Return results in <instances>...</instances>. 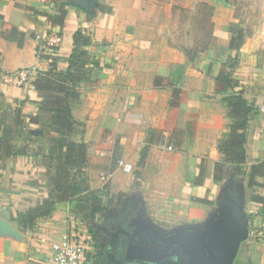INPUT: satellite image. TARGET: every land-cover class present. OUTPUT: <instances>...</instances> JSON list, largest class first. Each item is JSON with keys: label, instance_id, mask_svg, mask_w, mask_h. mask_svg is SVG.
Instances as JSON below:
<instances>
[{"label": "crops", "instance_id": "crops-1", "mask_svg": "<svg viewBox=\"0 0 264 264\" xmlns=\"http://www.w3.org/2000/svg\"><path fill=\"white\" fill-rule=\"evenodd\" d=\"M70 1L0 0V117L14 129L25 116L41 117L24 129L30 141L13 142L17 148L28 144V154L0 160V226L12 229L0 228V264H54L51 244L68 232L57 210L33 227L15 219L53 190L54 167L45 155L57 134L51 114L40 109L43 98L34 82L54 65L59 73L68 70L79 29L90 39V58L100 65L91 64L90 79L70 103L74 119L84 125L72 141L88 147L87 172L102 163V175L109 176L102 182L114 192L139 196L145 206L180 207L194 224L204 222L209 206L217 207L222 188L214 169L221 160L219 141L229 130L215 78L222 68L220 51L232 53L230 43L239 31L245 38L234 78L255 108L264 101V0L211 1L230 10L215 11L208 47L203 46V0H98L94 17ZM52 33L63 35L62 46L40 56L39 38ZM24 69L32 78L23 87L1 79ZM246 151L249 172L264 161V119L258 113L249 123ZM120 160L132 164L133 172L125 173ZM257 181L261 186L250 188L251 194L246 190L249 260L264 264V178Z\"/></svg>", "mask_w": 264, "mask_h": 264}, {"label": "trees", "instance_id": "trees-1", "mask_svg": "<svg viewBox=\"0 0 264 264\" xmlns=\"http://www.w3.org/2000/svg\"><path fill=\"white\" fill-rule=\"evenodd\" d=\"M86 11L91 17L95 14ZM244 32L239 31L231 40L230 51L235 52L234 63L222 64L219 74L216 76V91L224 94L222 98L228 108L227 116L231 120L229 132L225 133L219 141L218 150L221 160L215 163V179L222 180L224 169L227 168V177L232 175L239 178H248L249 188L259 187L258 178H264V161L253 164L250 171L246 170L247 161V130L252 115L258 113L245 98V92L240 88V83L234 78V70L239 66L238 55L244 44ZM75 49L69 59V68L65 73H59L55 65L46 72L39 73L34 82L36 90L42 95L40 109L51 114V120L57 137L52 140L51 148L45 158L53 165L56 171L52 177L53 190L50 197L37 207L26 213H21L15 221L22 227H33L35 221L50 216L60 204L75 202L81 197L86 199L92 209V213L101 212L100 200L93 196L89 185L82 178L83 170L87 165L88 147L85 143L72 141L78 127H84L73 117L70 103L79 97L77 88L82 82L90 79L91 64L88 48L90 39L79 29L74 35ZM51 59V58H49ZM98 62H94L96 66ZM226 69L232 72L227 73ZM41 117L25 116L18 128L9 127L5 120L0 117V129L3 136L0 137V160L17 155H27L29 145L17 148L13 142L18 137L28 142L29 135L25 134L27 125L39 124ZM20 125V128H19ZM254 201L262 202L263 199L255 196ZM91 231L93 229L91 228ZM237 262L236 264H238ZM254 264L248 260L246 263Z\"/></svg>", "mask_w": 264, "mask_h": 264}, {"label": "flooded vegetation", "instance_id": "flooded-vegetation-1", "mask_svg": "<svg viewBox=\"0 0 264 264\" xmlns=\"http://www.w3.org/2000/svg\"><path fill=\"white\" fill-rule=\"evenodd\" d=\"M90 225L93 264H160L177 259L169 255L179 249L173 242L195 224L172 229L158 226L149 218L144 201L132 195L125 198L117 212L106 207L102 212L92 213Z\"/></svg>", "mask_w": 264, "mask_h": 264}, {"label": "water", "instance_id": "water-1", "mask_svg": "<svg viewBox=\"0 0 264 264\" xmlns=\"http://www.w3.org/2000/svg\"><path fill=\"white\" fill-rule=\"evenodd\" d=\"M97 1L71 0L70 3L92 12ZM245 206V180L232 175L225 181L211 216L188 227L187 232L173 242L179 249L169 255L177 259L160 264H235L241 245L250 237V217ZM0 228L12 231L6 223H1Z\"/></svg>", "mask_w": 264, "mask_h": 264}, {"label": "rangeland", "instance_id": "rangeland-1", "mask_svg": "<svg viewBox=\"0 0 264 264\" xmlns=\"http://www.w3.org/2000/svg\"><path fill=\"white\" fill-rule=\"evenodd\" d=\"M164 1H169L171 3H178L180 0H164ZM211 0H203L202 1V10H203V21H202V35H203V46L208 47L210 46L211 43V35L212 31L214 30V22L212 21V17L215 14V11L219 13L220 15H225L230 8L226 3H221V5L217 7H213L211 5ZM214 3H219V2H214ZM247 5V8L249 11H251L250 5ZM242 9V8H241ZM238 10V15L239 17L241 16L240 12L242 11ZM178 7H175L174 11H177ZM246 11V10H245ZM244 11V13H245ZM193 25V24H192ZM198 31V29H197ZM221 53V58L220 61L218 60L219 63L222 64H230L234 63V57L235 54L233 53H227L224 51H220ZM240 54L238 55L239 58ZM94 62H98L96 59L90 58V62L94 64ZM240 62V59H239ZM100 65V64H99ZM96 64V67L99 66ZM96 69V68H94ZM238 68L234 70V73L236 72ZM101 72L105 71V68H100ZM99 70V71H100ZM227 73L232 72L231 69H226ZM220 96V103L224 104L222 101V98L225 97L224 94H218ZM228 112V109H227ZM226 118H227V123L226 127L228 130H230V127L232 125L231 120L228 118L227 113H226ZM100 158L102 159V154H99ZM87 167V166H86ZM86 167L83 170V175L82 178L87 182L89 185V188L91 190L93 196H97L100 200L101 204V212L105 210L106 207H108L109 211L117 212L119 211V208L123 205V202L126 197L130 196L129 193H120V192H114L108 188L109 184H105L102 182L101 176H102V163L96 165L95 171L91 174L86 171ZM56 176V171L55 168L53 170V177L55 178ZM227 177V168L224 169V173L222 175V180L221 181H216L217 186L221 189L225 183V181L228 179ZM245 180V186L246 190L249 191V193H252V190L248 186V178H244ZM103 184V185H102ZM53 187V185H52ZM103 187V188H102ZM54 188V187H53ZM146 210L148 212L149 218L158 226H162L163 228L166 229H172L176 227H180L181 225H188V224H194L197 223L194 220H189L185 218V214H183L181 211H184L180 209V207H166L164 206H159L153 203H146ZM169 205V204H168ZM167 205V206H168ZM216 206L212 205L209 206V211L206 215V218L203 221H206L211 214L215 211ZM57 212H63L64 216V221L68 225V232H75L81 240H85V243L89 245V248L91 250V254L89 256V262L88 264H93L95 260V255H94V244L93 241L90 239V233L91 228H90V217L92 214V209L90 205L87 203L86 199H81L75 201V202H70L67 204L60 205L57 207ZM163 212L165 214V218L163 220L160 219L159 215L157 213ZM180 217H182L180 219ZM168 218V220H167ZM201 223V222H200ZM36 226V224H35ZM249 240V239H248ZM248 240L244 242L239 250L238 256L235 260V264L237 262L239 263H246L249 260V245H248ZM56 241V240H55ZM238 263V264H239Z\"/></svg>", "mask_w": 264, "mask_h": 264}, {"label": "built area", "instance_id": "built-area-1", "mask_svg": "<svg viewBox=\"0 0 264 264\" xmlns=\"http://www.w3.org/2000/svg\"><path fill=\"white\" fill-rule=\"evenodd\" d=\"M218 2H226L227 0H211ZM41 46L38 51L40 56L46 52H55L63 44L64 37L60 33H52L42 35L40 38ZM31 71L24 69L11 74H4L1 79L11 85L23 87L31 82ZM258 116L264 119V101L258 107ZM172 147H169L171 150ZM119 166L125 173H132L134 166L125 161H118ZM108 175L101 176L102 181H107ZM51 259L54 264H88L91 250L85 240H81L75 232H67L62 235L58 240L51 244Z\"/></svg>", "mask_w": 264, "mask_h": 264}]
</instances>
